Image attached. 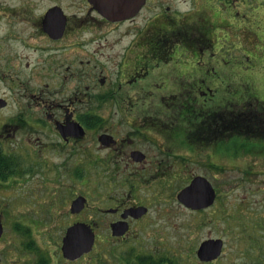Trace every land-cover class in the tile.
Here are the masks:
<instances>
[{
	"label": "flooded vegetation",
	"instance_id": "obj_1",
	"mask_svg": "<svg viewBox=\"0 0 264 264\" xmlns=\"http://www.w3.org/2000/svg\"><path fill=\"white\" fill-rule=\"evenodd\" d=\"M151 2L145 0L134 16L120 20L109 19L95 0L0 2V85L4 88L0 93V190L39 177L35 182L43 188L47 202L34 210V219H41L44 211L57 217L64 200L70 214L94 209L102 215L107 219L105 242L110 236L123 245L137 240L134 225L149 220L155 204L170 206L174 199L182 211L196 214L200 224L205 212H214L218 186L213 182L217 178L208 171L218 174L221 168L209 160L213 168H205L206 173L171 164L170 159L180 157L184 162L194 153L218 157L235 134L231 116L236 102L227 86L216 89L217 70L207 66L201 74H194L186 64L176 62L182 53L203 56L205 40L200 32L191 34L192 23L198 24L199 18L190 22L192 14L171 12L165 6L120 52L103 57L99 51L108 45V28L133 21ZM172 66L178 75L164 78ZM41 73L51 74L56 81L39 88L30 86L31 79ZM225 113L229 117L220 115ZM247 126L249 135L264 140V127L255 122ZM221 142L226 145L221 147ZM254 150L263 154L264 145ZM17 157L24 159L16 161ZM93 168H106L101 173L109 179H105L109 189L99 197L104 206L91 204ZM175 174L182 176L183 184L173 194ZM76 181L88 188H84L87 193L75 190ZM188 186L194 190L184 203L177 195ZM77 197L82 207L72 206ZM7 215H12L10 208L1 205L0 240ZM114 223L124 232L113 234ZM88 224L94 231V222ZM208 238L199 242L195 254ZM97 239L94 231V243ZM32 250L28 251L33 252L29 256L34 261L24 264H58L46 252ZM2 255L0 251V264H6ZM84 255L70 260L61 252L64 263ZM217 258L201 262L209 264ZM138 264L156 263L142 260Z\"/></svg>",
	"mask_w": 264,
	"mask_h": 264
},
{
	"label": "rangeland",
	"instance_id": "obj_2",
	"mask_svg": "<svg viewBox=\"0 0 264 264\" xmlns=\"http://www.w3.org/2000/svg\"><path fill=\"white\" fill-rule=\"evenodd\" d=\"M165 6H169L171 12H186L188 16L192 14V21L198 17L202 25L206 24L202 23V17L213 21V39L204 41L203 56L182 53L176 62L186 64V68H190L194 74H201L207 66L209 69L213 66L217 70L214 83L218 86L216 89H226L227 86L231 98L234 97L236 102L231 116L236 122L235 134L227 144V150H222L218 157L211 158L205 152V155L188 154V160L184 158V162L180 157L170 158L171 164H185L186 168H199L206 173L205 168H213L209 160H213L221 168L218 174L208 171V175L213 174L217 178L213 182L218 186L214 212H205L200 224L196 214L182 211L174 199L170 206L155 204L149 220L135 223L133 230L137 240L130 239L121 245L108 236L110 240L106 243L104 237L107 234V219L97 215L94 209L70 214L68 204L61 200L57 217L51 218L44 211L41 219H34L37 216L34 210L39 208V204L47 202L42 197L43 188L35 182L39 177H35L28 183L21 184L19 181L9 189L0 190V206L10 208L12 213L11 217L7 215L4 218L5 234L0 240L4 263H30L34 261L29 256L33 252L28 250L39 249L38 252L43 255L46 252L48 258L51 255L50 259L58 264H138L143 258L156 264H207L196 257L195 250L203 238L211 237L220 238L223 247L218 258L209 264H264V152L260 154L258 150H254L257 146L264 145V140H261L262 136L249 135L247 131L248 123L254 126L255 122L258 127H264V0H154L133 21L107 29L108 45L99 49L104 53L103 57L120 52L140 32L145 22L154 13L164 10ZM199 23H192L191 34L199 35ZM203 37L206 38L205 35ZM118 39L120 41L116 44ZM0 65L2 66L1 63ZM174 70L172 66L163 77L177 76L178 72ZM50 75L41 73L33 77L30 86L39 88L44 83L55 82V77ZM20 91L24 92L23 88ZM0 93H4L1 85ZM220 115L229 117L228 113ZM225 145L226 142L220 143L221 147ZM175 148L184 153L181 147ZM23 159L24 157H17L16 161ZM105 169L93 168L89 178L91 189L88 191L91 193L93 207L104 206L99 202V197L109 189V185H105V181L109 179L102 176ZM175 176L173 194L183 184L182 176ZM75 185L77 192L87 193L84 190L86 186L79 184V181ZM62 190L64 189L60 188ZM142 190L147 189L140 191ZM20 215L34 220L19 219ZM15 220L17 224H28L25 233L15 228ZM74 221H93L98 239L84 257L64 263L59 249L61 238L66 226Z\"/></svg>",
	"mask_w": 264,
	"mask_h": 264
},
{
	"label": "water",
	"instance_id": "obj_3",
	"mask_svg": "<svg viewBox=\"0 0 264 264\" xmlns=\"http://www.w3.org/2000/svg\"><path fill=\"white\" fill-rule=\"evenodd\" d=\"M144 2L145 0H95V4L101 12L112 20H120L134 15ZM207 189L209 190L208 186ZM193 190L194 188L192 189L191 186H188L179 191L177 198L181 202L186 203L185 198L188 200L186 196H189ZM81 204V197H77L73 201L72 206L82 207ZM118 227L119 225L117 223L112 225L113 234H121L124 232V229L118 231ZM1 232L2 225L0 223V234ZM93 242L94 233L91 226L84 222H75L67 227L62 237V254L68 259H76L82 254L90 251ZM221 245V239H207L201 243L197 250V255L201 260H211L219 255Z\"/></svg>",
	"mask_w": 264,
	"mask_h": 264
},
{
	"label": "trees",
	"instance_id": "obj_4",
	"mask_svg": "<svg viewBox=\"0 0 264 264\" xmlns=\"http://www.w3.org/2000/svg\"><path fill=\"white\" fill-rule=\"evenodd\" d=\"M208 24H209V23H206V24L204 25L206 28H204V30L202 29L203 32L206 33V34L209 33V30H210V27H209L210 24H209V26H208ZM0 157H2V156L0 155ZM0 164H1V158H0ZM141 260H145V259H141Z\"/></svg>",
	"mask_w": 264,
	"mask_h": 264
}]
</instances>
